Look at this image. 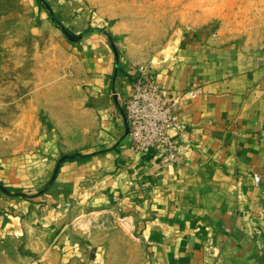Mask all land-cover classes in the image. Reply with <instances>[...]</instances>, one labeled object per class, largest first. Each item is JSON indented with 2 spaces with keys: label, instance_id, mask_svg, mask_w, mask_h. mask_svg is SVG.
Masks as SVG:
<instances>
[{
  "label": "crops",
  "instance_id": "obj_1",
  "mask_svg": "<svg viewBox=\"0 0 264 264\" xmlns=\"http://www.w3.org/2000/svg\"><path fill=\"white\" fill-rule=\"evenodd\" d=\"M57 4L74 14L70 0ZM44 12L37 0H0V67L25 38L40 47L57 35ZM77 36L64 44L78 60L80 97L60 125L41 116L23 158H0V264H111L115 232L88 242L79 229L112 210L138 248L127 260L123 239L121 264H264V47L180 34L151 67L188 124L182 154L168 162L129 147L121 103L134 71L101 34ZM64 155L73 157L58 165ZM207 237L218 255H205Z\"/></svg>",
  "mask_w": 264,
  "mask_h": 264
},
{
  "label": "rangeland",
  "instance_id": "obj_2",
  "mask_svg": "<svg viewBox=\"0 0 264 264\" xmlns=\"http://www.w3.org/2000/svg\"><path fill=\"white\" fill-rule=\"evenodd\" d=\"M43 1L48 10L37 0L47 23L58 28L57 35L52 32L40 47L25 38V49L11 52L0 67V158L8 152L23 158L24 152L36 147L41 116L51 115L60 125L67 106L80 97L78 60L67 52L64 43L70 44V38L62 28L75 35L90 31L104 36L110 53H117L127 72L152 67L180 34L201 31L222 44L250 50L264 47V0H70L75 11L68 18L59 0ZM81 23L85 29L78 33ZM90 219L86 230L79 229L88 242L108 232L117 235L108 253L111 264H121L123 239L126 259L138 255L123 216L112 210L104 219L96 214Z\"/></svg>",
  "mask_w": 264,
  "mask_h": 264
},
{
  "label": "built area",
  "instance_id": "obj_3",
  "mask_svg": "<svg viewBox=\"0 0 264 264\" xmlns=\"http://www.w3.org/2000/svg\"><path fill=\"white\" fill-rule=\"evenodd\" d=\"M150 70L151 67L140 66L125 77L132 86L131 95L121 103L128 126L129 147L136 154L153 150L156 156L174 162L182 154V135L188 132V124L177 115L175 97ZM199 91L200 84L194 82L187 95L193 98ZM255 180L259 177L255 176ZM203 247L206 256L218 255L210 237Z\"/></svg>",
  "mask_w": 264,
  "mask_h": 264
},
{
  "label": "water",
  "instance_id": "obj_4",
  "mask_svg": "<svg viewBox=\"0 0 264 264\" xmlns=\"http://www.w3.org/2000/svg\"><path fill=\"white\" fill-rule=\"evenodd\" d=\"M42 1V3L45 5V3H44V1L43 0H41ZM52 16V20L55 22L56 20H55V18H54V16L53 15H51ZM62 30L65 32V34L71 39V40H77V39H79L81 36H77V35H75V34H72V33H70L69 31H67L65 28H62ZM71 157H73L72 155H64V156H62L60 159H59V164L58 165H60V163L61 162H63L65 159H68V158H71Z\"/></svg>",
  "mask_w": 264,
  "mask_h": 264
},
{
  "label": "trees",
  "instance_id": "obj_5",
  "mask_svg": "<svg viewBox=\"0 0 264 264\" xmlns=\"http://www.w3.org/2000/svg\"><path fill=\"white\" fill-rule=\"evenodd\" d=\"M55 23H56V22H55ZM89 32H90V31H86V33H89ZM78 155H79V154H78ZM78 155H77V156H78Z\"/></svg>",
  "mask_w": 264,
  "mask_h": 264
}]
</instances>
